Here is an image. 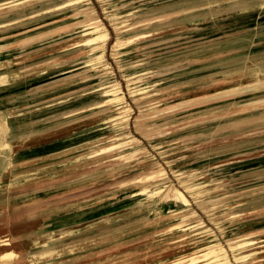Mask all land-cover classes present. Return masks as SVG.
<instances>
[{
    "label": "rangeland",
    "instance_id": "obj_1",
    "mask_svg": "<svg viewBox=\"0 0 264 264\" xmlns=\"http://www.w3.org/2000/svg\"><path fill=\"white\" fill-rule=\"evenodd\" d=\"M0 1L19 264H264V0Z\"/></svg>",
    "mask_w": 264,
    "mask_h": 264
},
{
    "label": "bare ground",
    "instance_id": "obj_2",
    "mask_svg": "<svg viewBox=\"0 0 264 264\" xmlns=\"http://www.w3.org/2000/svg\"><path fill=\"white\" fill-rule=\"evenodd\" d=\"M72 1V0H71ZM127 1V0H125ZM69 2V1H68ZM112 2V1H111ZM117 2V1H116ZM122 2V1H121ZM15 3L14 1H0V9L8 6L10 4ZM19 3V2H18ZM28 3V2H27ZM33 3V2H32ZM62 3V2H61ZM83 3V2H82ZM89 3V2H88ZM25 4V3H24ZM60 4V3H59ZM85 4V3H84ZM83 5V4H82ZM19 6V5H18ZM63 6V5H62ZM109 7V6H108ZM14 8V7H13ZM58 8V7H57ZM73 8V7H72ZM76 8V7H75ZM87 10V8H86ZM91 10V9H90ZM93 10V9H92ZM235 10V9H234ZM11 11V10H10ZM54 11V10H53ZM244 11V10H243ZM28 12V11H27ZM52 12V11H51ZM88 12V11H87ZM235 12V11H234ZM233 12V13H234ZM239 12V11H238ZM237 12V13H238ZM12 13V12H11ZM50 13V12H49ZM54 13V12H53ZM78 13V12H77ZM84 13V12H83ZM86 13V12H85ZM240 13V12H239ZM238 13V14H239ZM114 14V13H113ZM128 14V13H127ZM82 15V13H81ZM232 15V14H231ZM235 15V14H234ZM237 15V14H236ZM123 16V15H122ZM229 16V15H228ZM233 16V15H232ZM8 17V16H7ZM28 17V16H27ZM36 17V16H35ZM38 17V16H37ZM56 17V16H55ZM120 17V16H119ZM234 17V16H233ZM66 18V17H65ZM116 18V17H114ZM164 18V17H163ZM8 19V18H7ZM24 19V18H23ZM113 19V18H112ZM175 19V18H174ZM179 19V18H178ZM209 19V18H208ZM34 20V19H33ZM40 20V19H39ZM64 20V19H63ZM66 20V19H65ZM69 20V19H68ZM67 20V21H68ZM81 20V19H80ZM83 20V19H82ZM125 20V19H124ZM166 20V19H165ZM207 20V19H206ZM95 21V20H94ZM58 22V21H57ZM91 22V21H90ZM39 23V22H38ZM6 24V23H5ZM18 24V23H17ZM36 24V23H35ZM34 24V25H35ZM3 25V24H2ZM19 25V24H18ZM25 25V24H24ZM49 25V24H48ZM56 25V24H54ZM66 26V25H65ZM64 26V27H65ZM178 26V25H177ZM12 27V25H11ZM63 27V26H62ZM86 27V26H85ZM174 27V25H173ZM18 28V27H17ZM24 28V27H23ZM54 28V27H53ZM69 28V27H68ZM10 29V27H9ZM57 29V28H56ZM9 31V30H8ZM67 31V30H66ZM43 32V31H42ZM68 32V31H67ZM36 33V32H35ZM95 33V32H94ZM101 33V32H99ZM9 34V33H8ZM94 35V34H93ZM99 35V34H98ZM20 36V35H19ZM29 36V35H28ZM18 37V36H17ZM6 38V36L4 37ZM53 39V38H52ZM84 39V38H83ZM86 39V38H85ZM90 39V38H89ZM1 40V39H0ZM72 40V39H71ZM80 41V40H79ZM82 41V40H81ZM88 42V41H87ZM107 42V41H106ZM105 42V43H106ZM79 43V42H78ZM77 43V44H78ZM105 45V44H104ZM103 45V47H104ZM49 48V47H48ZM81 48V47H80ZM101 48V47H100ZM106 48V47H105ZM29 49V48H28ZM77 49V48H76ZM95 49V48H94ZM98 49V47H97ZM45 51V50H44ZM84 51V50H83ZM36 52V51H35ZM34 52V53H35ZM41 52V51H40ZM95 52V51H94ZM33 53V54H34ZM73 54V53H72ZM30 55V54H29ZM75 55V54H74ZM89 55V54H88ZM59 57V56H58ZM61 57V56H60ZM63 57V56H62ZM91 58V57H90ZM88 59V58H86ZM80 60V58H79ZM51 62V61H50ZM74 62V61H73ZM12 63V62H11ZM58 63V62H57ZM16 64V63H15ZM71 64V63H70ZM16 68V67H15ZM34 68V67H33ZM64 68V67H63ZM29 69V68H28ZM59 69V68H58ZM25 70V69H24ZM33 70V69H32ZM14 72V71H13ZM34 72V71H33ZM24 73V72H23ZM36 81V80H35ZM29 83V82H28ZM30 84V83H29ZM4 86V85H3ZM72 86V85H71ZM93 87V86H92ZM92 90V89H91ZM87 91V90H86ZM89 92V91H88ZM101 92V91H100ZM73 93V91H72ZM86 93V92H85ZM63 95V94H62ZM69 95V94H68ZM48 97V96H47ZM64 97V96H63ZM82 97V96H81ZM116 97V96H115ZM119 97V96H118ZM50 98V97H49ZM69 98V97H68ZM64 100V99H63ZM74 102V101H73ZM94 103V102H93ZM73 104V103H72ZM81 107V106H80ZM54 111V110H53ZM45 117V116H44ZM0 128L1 125H0ZM198 183V182H197ZM173 197L175 199H179L181 201H183L177 194H174ZM31 230V229H30ZM38 235V234H37ZM35 236V235H34ZM40 237V236H39ZM34 241V240H33ZM260 243V242H259ZM254 241L249 240L246 242H242L241 244H239V250L240 251L237 254L236 260H245L248 257L252 256L253 253L252 252H242L245 249H248L249 247H252L254 245ZM204 251V252H203ZM199 253V256H197L196 252H192L190 254H185V255H181L177 258H175L173 261L177 262V264H225V253L222 252L221 249L217 250L216 245L212 244L209 245L207 247H205L204 249H201L199 251H197ZM203 252V253H202ZM20 256V255H19ZM19 256L16 253L15 249L11 248L9 246V241L8 238H5V236H0V264H19ZM22 258V257H21ZM223 261V263L221 262ZM225 261V262H224ZM26 263V262H25Z\"/></svg>",
    "mask_w": 264,
    "mask_h": 264
},
{
    "label": "crops",
    "instance_id": "obj_3",
    "mask_svg": "<svg viewBox=\"0 0 264 264\" xmlns=\"http://www.w3.org/2000/svg\"><path fill=\"white\" fill-rule=\"evenodd\" d=\"M1 156V155H0ZM8 241H9V246L11 247V248H13L14 249V247L12 246V244H11V242H10V240L8 239Z\"/></svg>",
    "mask_w": 264,
    "mask_h": 264
}]
</instances>
